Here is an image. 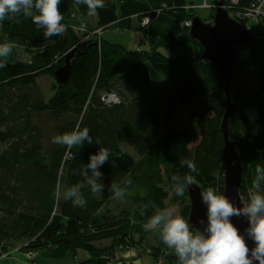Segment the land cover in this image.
I'll list each match as a JSON object with an SVG mask.
<instances>
[{
  "label": "trees",
  "instance_id": "trees-1",
  "mask_svg": "<svg viewBox=\"0 0 264 264\" xmlns=\"http://www.w3.org/2000/svg\"><path fill=\"white\" fill-rule=\"evenodd\" d=\"M218 1L210 3L215 6ZM236 1L241 8L253 0ZM191 4L105 0L96 15L97 27L130 30L136 17L146 49H128L103 37L82 38L69 24L70 5L62 36L44 37L43 29L23 16L0 22V43L14 42L34 52L27 62L11 56L0 68V256L15 246L24 254L46 251L57 259L82 249L88 257L85 264H107L117 249L144 242L146 220L155 209L167 206V198L179 203L187 219L188 187L183 196H176L173 174H190L202 192L211 186L223 193L221 119L226 91L235 109L226 130L242 163L239 194L249 191L256 166H264V39L236 54L226 88L220 69L199 50L167 58L159 49L169 43L176 48L186 41L198 43L183 25L196 16ZM71 5L88 14L86 5L77 6L74 0ZM214 12L211 8V16ZM144 19L148 21L141 26ZM251 33L262 35L257 26ZM73 48L68 80L55 82L46 98L37 78H54ZM107 92L116 93L119 101L104 103ZM77 124L89 128L93 144L86 142L69 153L52 143L54 135ZM123 146L132 147L137 158ZM99 147L111 152L100 169L104 189L93 195L86 186V205L73 206L59 189L83 180L80 170ZM185 160L193 161L198 171L189 173ZM124 179L131 183L124 199L117 200L111 186ZM104 240L109 245L102 247ZM155 242L158 248L167 247L158 234ZM168 259L178 264L175 255ZM115 262L110 261L121 264Z\"/></svg>",
  "mask_w": 264,
  "mask_h": 264
},
{
  "label": "clouds",
  "instance_id": "clouds-1",
  "mask_svg": "<svg viewBox=\"0 0 264 264\" xmlns=\"http://www.w3.org/2000/svg\"><path fill=\"white\" fill-rule=\"evenodd\" d=\"M61 3L62 0H0V22L15 21L23 16L42 28L44 37L62 36L67 24L60 11ZM74 3L77 6L86 5L89 15H98V10L105 7V0H74ZM17 47L10 41L0 43V68L7 66L6 59ZM86 142L93 144L89 128L81 127L80 124L52 137L53 144L64 147L69 153L73 148H82ZM96 143L99 144V141ZM110 155L107 147H99L90 154L88 162L80 170L83 180L67 187L61 186V197L71 201L73 206L84 207L87 203L83 191L86 186L93 195L102 193L104 183L100 169L109 162ZM183 163L189 173L198 171L193 161L185 160ZM171 182L173 193L183 196L186 187L193 182V177L190 174H173ZM130 183L129 179L113 183L114 198L123 200ZM201 200L206 205L207 217L203 231L192 227L189 219L176 206L155 209L144 224L145 230L159 232L164 245L177 257L178 264H264V166H256L247 196L239 197L240 206L211 186L201 193ZM147 207V204L141 205V215L145 214ZM234 216L247 219L246 234L254 242L253 247L249 248L245 236L231 222Z\"/></svg>",
  "mask_w": 264,
  "mask_h": 264
},
{
  "label": "water",
  "instance_id": "water-1",
  "mask_svg": "<svg viewBox=\"0 0 264 264\" xmlns=\"http://www.w3.org/2000/svg\"><path fill=\"white\" fill-rule=\"evenodd\" d=\"M224 0H219L222 4ZM212 22L205 23L200 16H194L191 19L189 28V36L196 40L203 47L201 57L219 68L225 77L226 88L232 80V68L236 54L243 49L244 46L252 43L254 40L264 39V36H252L250 30L240 26L236 21L228 16L225 9L220 6L214 12ZM76 48L71 49L64 59V65L54 71L56 82H66L70 76V60L76 53ZM227 104L224 115L221 119V132L223 133L224 147L222 150V164L224 169V194L231 199L237 206H240L239 187L242 179V163L238 152L235 150L234 142L229 138L226 130L228 119L234 112V105L228 98L226 91ZM201 187L196 182H192L188 186L189 212L187 219L192 227L204 230L207 224L206 205L201 200ZM203 221V223H201ZM231 222L239 229L240 233L245 236L249 248L254 246V242L247 236L246 228L248 221L245 217H232Z\"/></svg>",
  "mask_w": 264,
  "mask_h": 264
},
{
  "label": "rangeland",
  "instance_id": "rangeland-1",
  "mask_svg": "<svg viewBox=\"0 0 264 264\" xmlns=\"http://www.w3.org/2000/svg\"><path fill=\"white\" fill-rule=\"evenodd\" d=\"M189 1H193V2H197V0H189ZM223 4V3H222ZM70 5L71 9L73 10V14L77 15V9H75V7L73 5H71V0H65L63 2V4L60 6V10L61 13L65 16L66 13L65 11V7ZM221 7V4H219L217 7ZM194 11L195 14L197 16H200V18L203 20V22L205 23H209L212 22L214 19V16H211L210 14V9H206V8H201L198 6H194ZM222 8V7H221ZM214 15V14H213ZM161 15L160 18L158 19V21H160L161 19ZM70 21V23H74L75 20H73V17H70L68 19ZM89 22V21H88ZM91 24V21L89 22ZM258 31H260V33H262L261 36H257V37H262L264 36V20L260 21L258 26H257ZM75 30H77L76 32L78 33V35H83L81 36L82 38H91V37H101V32L102 30H104L103 28H99V27H95V28H89L88 23H86L85 21H80V23L75 27ZM131 34L127 31H123V32H119L115 29H105L103 31V37L107 40H109L111 43L116 42V43H121L125 45V40L124 38L130 36ZM132 42H129V47H133L135 48L136 44L135 42H140V39H136L134 41L133 35L131 37ZM186 41V40H185ZM197 42V41H196ZM186 45L182 46L181 48L178 47H173L170 43L168 44L167 47H159V49L161 50V52L168 58H174V57H178L180 55H195V53L198 52L202 53L203 52V47L201 45H199L198 43H195V41H190V43L188 44L187 41L184 42ZM18 45L17 48H15L13 50V53L7 58L9 59L11 56H16V58L18 57L19 59H21V61H25L27 62L28 59L33 55V51L31 50L32 48L30 47H24L20 44H16ZM140 45H142V48L146 49L148 48V44L146 41V38H143V36L141 37V42ZM193 48H195L196 50H194ZM55 80L54 78L50 75H46V74H40L39 77L37 78V83L39 86L42 87L43 91H44V96H46V98H49L51 96V93L53 92L52 87L54 86L53 84H55ZM125 93L129 94V90H127ZM124 149L130 153V155L132 157H134L135 159L137 158L135 151L133 150L132 147H126L123 146ZM1 145H0V149H1ZM242 194V193H241ZM240 194V196H241ZM166 204L167 206H176L180 209V205L177 202H172L169 198H167L166 200ZM181 212V209H180ZM159 235V232H145V237H144V242H142V244H133V246H129L126 248H119L116 250L115 252V257L112 258V260H115V263L120 262L121 264H171L169 259H168V255H175L174 252L165 247L164 248H158L157 247V243L155 242V237L156 235ZM137 236V235H136ZM135 238V239H139ZM109 243L108 240H104L102 242L99 243V245L102 247H104V245H107ZM109 245V244H108ZM137 249L139 250V252H135ZM20 250L18 249L17 246H15L14 248H11L9 250H7L6 252H4L3 255L0 256V258H2L0 260V264H29V262H32V258L34 256V254L36 253H44L47 256L46 251H42V252H36V253H32L31 255H28L27 252H25V254H21V252H19ZM154 251V253L156 254V256L154 257V253L152 252ZM141 253V254H140ZM73 257V255H70ZM147 256L150 257V261L148 258H146ZM50 257V256H49ZM53 258V257H51ZM61 258V257H58ZM151 258L153 259L151 261ZM57 259V258H54ZM111 259H108V261H106L107 264H111L110 261H112ZM86 261L84 260H80V262L78 264H85L84 262Z\"/></svg>",
  "mask_w": 264,
  "mask_h": 264
},
{
  "label": "built area",
  "instance_id": "built-area-1",
  "mask_svg": "<svg viewBox=\"0 0 264 264\" xmlns=\"http://www.w3.org/2000/svg\"><path fill=\"white\" fill-rule=\"evenodd\" d=\"M236 5H237L236 0H230L229 3L225 2L224 0L223 4H221V7L226 10L230 18L236 21L240 26H243L245 29L251 31L253 27L258 26L260 21L264 20V0H253L249 6H244L241 8H238ZM194 6H198L206 9L212 8L216 10L218 4L214 6L213 4L210 3V0H202L198 5H195L193 3L189 7L195 8ZM147 21L148 19H144V21L141 23L142 24L141 26L145 25ZM183 25L186 28H189L191 26V19L185 21ZM102 100L104 103H114V104H116V102L119 101L118 95L112 92L104 93V95L102 96ZM247 193L248 191L242 193L241 197H246ZM28 255H31V253H28Z\"/></svg>",
  "mask_w": 264,
  "mask_h": 264
},
{
  "label": "crops",
  "instance_id": "crops-1",
  "mask_svg": "<svg viewBox=\"0 0 264 264\" xmlns=\"http://www.w3.org/2000/svg\"><path fill=\"white\" fill-rule=\"evenodd\" d=\"M201 1L202 0H197V2H193V1H191V2L194 3L195 5H198ZM66 7L64 8L65 9L64 12L66 13L65 17L67 16ZM77 12H78L77 15H74L73 14V10L71 9V16L70 17H73V20H75V21H74V23H70V21H69V24L72 26L73 30H75V27L82 20L85 21L86 23H88L90 29L91 28H95L96 26H98L97 25L96 15L87 14L86 16H84V15L80 14V12L78 10H77ZM88 21L89 22L91 21V24ZM140 28L141 27L139 25V22L137 21V18L134 17V19L132 20L131 29L130 30H123V31L129 32L131 35L126 37V38H124L125 45L121 44V43L120 44L123 47L128 48V49H135L136 47H140V46L142 47V45H140L141 37H142V33L140 31ZM104 30H102V32H101V38L103 37V31ZM117 31H119V30H117ZM123 31H119V32H123ZM132 35H133L134 41L136 39H138V40L140 39V42H135V44H136L135 48L129 47V42H132V39H131ZM193 49L196 50L195 48H193ZM134 250H136L135 252H139V250H137V249H134ZM19 252H21V251H19ZM21 254L23 255L24 253L21 252ZM70 255H73V257L70 256ZM87 258H88L87 257V253L85 251H83L82 249L77 250L75 253L68 252L67 254H65L64 256H62L61 258H58V259H54V258H51L49 256L46 257V255L44 253H36V254H34V256L32 258L33 259L32 262L30 261L29 264H78L80 262V260H84V259H87ZM146 258H148L149 261H150V257L149 256H147ZM1 259L2 258H0V260ZM152 260L153 259L151 258V261Z\"/></svg>",
  "mask_w": 264,
  "mask_h": 264
}]
</instances>
